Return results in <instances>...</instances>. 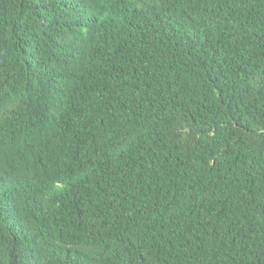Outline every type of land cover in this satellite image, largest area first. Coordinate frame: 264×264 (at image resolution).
<instances>
[{"label":"trees","instance_id":"obj_1","mask_svg":"<svg viewBox=\"0 0 264 264\" xmlns=\"http://www.w3.org/2000/svg\"><path fill=\"white\" fill-rule=\"evenodd\" d=\"M0 264H264V0H0Z\"/></svg>","mask_w":264,"mask_h":264}]
</instances>
